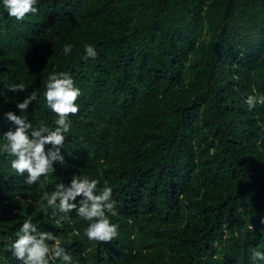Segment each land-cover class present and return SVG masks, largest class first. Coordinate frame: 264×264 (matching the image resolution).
I'll return each mask as SVG.
<instances>
[{
	"label": "trees",
	"instance_id": "trees-1",
	"mask_svg": "<svg viewBox=\"0 0 264 264\" xmlns=\"http://www.w3.org/2000/svg\"><path fill=\"white\" fill-rule=\"evenodd\" d=\"M37 7L17 21L0 0V264H22L9 249L29 216L72 264H264L252 259L264 252V104L244 103L264 96V0ZM88 43L96 59L83 58ZM53 69L72 76L80 110L69 117L63 162L27 185L2 151L3 133L15 129L5 113L54 129L43 97ZM19 83L26 91L9 90ZM32 91L37 99L20 112ZM74 173L98 180L96 194L113 189L111 242L89 241L75 211L71 222L45 213L43 192L68 186Z\"/></svg>",
	"mask_w": 264,
	"mask_h": 264
},
{
	"label": "clouds",
	"instance_id": "clouds-1",
	"mask_svg": "<svg viewBox=\"0 0 264 264\" xmlns=\"http://www.w3.org/2000/svg\"><path fill=\"white\" fill-rule=\"evenodd\" d=\"M38 0H3V6L7 14L17 21H23L29 14L35 15L39 12ZM72 45H63L65 56L72 52ZM84 59H96L95 47L88 43L84 45ZM43 97L47 107L56 114L55 128L41 124L33 128L31 122L26 121L21 115L7 112L5 116L8 121L15 125V129H9L3 133L5 143L2 151L14 157L10 161V167L18 176H24L27 185L36 184L41 177H47L49 173L56 171L54 163H62L64 156L61 148L65 143V133L71 129L70 116L79 113L77 100L81 90L75 86L72 76L66 71L53 69L44 85ZM13 92L26 91L23 83L14 84L9 88ZM37 99V93L32 91L22 102L16 104L20 112H25L29 105ZM249 111L259 104H264V96L249 94L244 100ZM46 145L51 147L46 148ZM99 181L89 179L78 174H73L70 184L65 186L60 183L56 190L49 193L44 191L41 200L46 201L44 209H52V216L58 213L64 214L62 219L71 222L69 213L76 214L88 221L84 229V235L89 241L109 243L118 235V225L111 223L109 216H116L117 201L113 197V189L105 186L99 194H96ZM77 197L81 199L77 202ZM59 223V221H58ZM264 223V219L261 220ZM78 235V233H77ZM15 239L11 243L9 251L22 264H50V260H60L62 264H72V256L61 246L59 238L50 231H41L32 222L31 217H26L15 233ZM54 242V243H49ZM254 261L264 262V252L254 251Z\"/></svg>",
	"mask_w": 264,
	"mask_h": 264
}]
</instances>
